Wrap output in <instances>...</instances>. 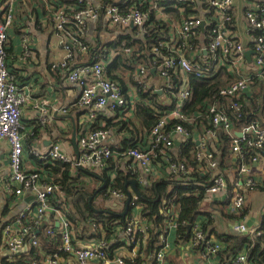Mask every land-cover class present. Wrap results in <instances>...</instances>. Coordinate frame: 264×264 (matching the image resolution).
<instances>
[{
  "label": "built area",
  "instance_id": "obj_1",
  "mask_svg": "<svg viewBox=\"0 0 264 264\" xmlns=\"http://www.w3.org/2000/svg\"><path fill=\"white\" fill-rule=\"evenodd\" d=\"M136 1L126 9L118 4L103 5L100 0H38L45 13V24L49 21L52 23L60 35L65 52L63 59L52 63L51 68L80 89L79 97L73 104L61 106L55 111L66 114L75 106L84 111L75 125L78 128L79 156L70 155L62 148V139L71 124L60 119L59 136L52 139L49 145L41 148L33 141L27 145L29 152L40 161V168L31 169L25 161L27 148L23 133L27 95L25 86L18 82L9 65L11 31L18 19L17 0H0V140L8 143L10 161L5 188L10 196L19 197L29 193L34 196V200L18 216L19 233L13 232L10 223L4 226L2 241L9 251L4 256L13 258L28 245L38 247L40 241L34 229L40 227L50 213L47 234L61 236L59 251L46 254L34 264H66L69 255L76 259L77 264L110 261L107 232L97 225L96 218L89 220L91 231L96 236L95 244L79 245V220L69 213L66 196L54 182L55 177L46 171V165L61 163L65 168L68 164L70 176L81 179L86 178L83 169L100 174L106 170L113 179L116 169L121 168L131 173L137 186L147 185L158 179L185 176L190 172L178 148L188 143L195 145L194 152L201 173L211 174L207 193L219 194L220 201H224L230 196L224 197L223 194L234 192L227 201L228 212L240 216L233 225V233L248 239L264 234L262 223L250 226L243 217L248 194L263 187L255 177V167L264 152V120L257 118L240 123L247 109L253 110V101L258 105L264 104V0H251L245 11L248 43L243 42L237 30L234 0H170L174 4L168 6L160 5L164 0ZM148 2L157 17L168 23L169 37L160 39L154 45L155 58L151 65L134 64L135 83L131 82L125 89L118 78L108 73L107 68L117 55L115 50L104 48L99 58L78 62V56L87 55L91 50L90 46L95 40L93 30L100 20L111 31L118 28L133 34L138 28L140 35H145L148 32L146 25L150 27L149 11L141 6ZM185 5L193 8L192 14L186 13ZM170 6L181 11L180 19L168 18L165 11ZM23 46V59L33 55L29 38H24ZM248 50L253 51L251 59L246 55ZM152 69H155V73ZM220 72L235 77L220 88L219 97L205 100L194 113L188 112L186 106L193 95L188 75L192 73L196 77L209 78ZM141 88L149 90L151 94H159L158 101H142V105L153 110L156 122L150 130L141 133L133 144L126 146L122 143V136L130 134L120 131V128L136 115L141 102ZM35 106L43 114L37 123L46 125L50 122L48 101L43 100ZM133 110L135 112L132 114ZM257 114L260 115V112ZM222 136L228 141L223 142ZM177 141L179 144H176ZM212 146L218 149V158ZM225 148L230 150L233 161L229 160L233 163L228 159L222 163ZM109 160L116 164L112 166ZM130 192L131 210L136 214L138 210L141 211L136 203L138 192L134 189H130ZM125 193L110 188L107 195L111 199L122 200L124 197L127 199ZM172 207L166 214L167 227L173 225L178 229L179 213ZM121 229L126 242L137 245L140 240L137 233L144 232L148 225H139L132 218ZM192 233L190 241L193 245L205 244L204 256L213 257L222 249L221 244L206 238L201 220L194 222ZM163 240L166 241V238ZM251 247L247 243L235 258L225 264L248 263ZM166 250L165 242L156 251L154 264H166ZM125 259L127 257L119 255L114 261L124 264Z\"/></svg>",
  "mask_w": 264,
  "mask_h": 264
},
{
  "label": "trees",
  "instance_id": "obj_2",
  "mask_svg": "<svg viewBox=\"0 0 264 264\" xmlns=\"http://www.w3.org/2000/svg\"><path fill=\"white\" fill-rule=\"evenodd\" d=\"M100 1L103 5L112 3L121 5L123 8L128 9V6L132 5L136 0ZM171 4H174V2L164 0L160 5L168 6ZM141 7L149 11L148 23H150V27L146 25V30L148 32H146L145 35L141 36L138 28L134 30L133 34H130L126 30H123V32L122 30L116 28L114 31H111V35L113 34L112 37H110L111 41L107 42L105 41L103 35V21L100 20L96 24V28L93 30L95 40L90 46L91 50L87 53V55L78 56V62L99 58L101 53H103L104 48L108 51L115 50V52L117 51V55L109 64L107 68L108 73L113 78H118L124 85L125 79L120 75L118 69L120 68V71H123L125 68L129 71L128 79L130 82L135 83L133 79L134 64L145 63L151 65L150 63L153 62L155 58V53L152 50L154 45H157L160 39L169 37L168 23L161 17H157L155 12L152 10L150 3L148 2ZM185 11L187 14H192L193 8L190 5H185ZM165 12L168 14V18L175 20L181 18V11L176 7L170 6ZM47 24L52 23L49 21ZM193 42L198 43L197 40H193ZM61 76L65 79L63 75ZM188 76L190 89L192 90L193 95L191 98L192 100L186 106V110L193 113L200 108L201 104L205 100H214L219 97L218 92L220 88L229 83V81H232L233 77H235L233 74L227 72H220L209 78L196 77V75L192 73ZM178 81H180V78ZM140 96L141 102L139 103L136 111V118L129 122H124L120 128V131L124 130L127 131V134H130V136L122 134V143L126 146L133 144L141 133L150 130L156 122L153 110L150 107L142 105V101H145L146 99L158 101L159 94L154 92L151 94L149 90L145 91L141 88ZM251 106L253 110L248 108L240 123L250 122L251 120L257 118L264 120V104L258 105L255 101H253ZM259 112L260 115L257 114ZM37 133L38 130H36L34 137L31 138L32 140L37 136ZM222 139L223 142L228 141L226 137L222 136ZM194 146L195 145L193 143L185 145L181 144L178 146L181 159L184 160L190 168V172L187 175L170 176L168 178L158 179L151 184H138L137 186L138 198L136 199V203L141 207L140 217L145 219L150 224L148 229L149 236L147 240V247L143 250L146 255L148 253L158 251L165 244L163 239L167 235L166 214L168 213L170 205H175L179 209L178 241L186 242L191 239L193 233L192 230H188V226H192L194 222H196L198 215L200 214V205L204 195H207L206 188L210 185L211 180V174H202L199 170ZM109 162L112 166L116 164L111 160H109ZM46 166V171L50 172L52 177H55L54 182L60 186V192H63L66 196L69 213L74 218L79 220V227L85 224L90 228V218H96L98 221L97 225H101V227L106 230L107 238H109L112 236L114 231H116L117 226H125L132 219L131 205L127 216L123 217L120 215L122 208L125 205L126 197L119 200L118 205L120 208H118V206H111L104 211H101V209L107 206L102 204V202H97L95 200V196L100 195L102 199L111 201V197L107 195L110 188H116L125 193V185L127 181L133 177L128 170L117 168L115 178L112 179L109 176V172L106 170L100 174L90 169H83L82 172H87L85 174H97V176L103 180V183H105V186L102 188H93L87 183L85 180L86 178L81 179L71 177L69 174L68 164L65 165V168L62 167L63 164L61 163H55L53 165L48 164ZM125 195L127 194L125 193ZM91 196L93 197L91 198ZM222 204H227V202L224 201ZM220 210L225 211L226 208L220 206ZM84 221L86 223H84ZM204 223L205 222H202L203 230L206 232ZM47 227L48 225H41L40 227L36 226L34 229V232L36 230V234L40 241V245L38 247L30 246L28 250H24L19 254H16L13 258L3 256L0 260V264H34L35 261L39 262L42 260L46 254L58 252L61 244V236L59 234L54 237L48 235ZM262 228L264 229V223H262ZM143 235L144 233L141 231L137 233V237L139 239ZM223 237L225 238L224 241L228 243L227 248L224 250V257L237 255L240 253L242 248L249 243L252 247L249 252L248 262L251 264H264V234L254 239H248L244 235L235 233L224 234ZM196 246L203 251L205 244L201 242ZM60 254H62V252ZM142 256L143 255H139L133 259L127 258L125 259L124 264H144L145 258ZM226 260L229 261L228 258ZM39 264H42V262Z\"/></svg>",
  "mask_w": 264,
  "mask_h": 264
},
{
  "label": "crops",
  "instance_id": "obj_3",
  "mask_svg": "<svg viewBox=\"0 0 264 264\" xmlns=\"http://www.w3.org/2000/svg\"><path fill=\"white\" fill-rule=\"evenodd\" d=\"M251 0H234L235 17L239 36L244 43H248L249 37L246 34V17L245 11L249 7ZM199 2V0H197ZM17 14L18 19L16 27L11 31V44L9 46L10 56L9 65L12 72L16 75L18 82L25 86V93L27 95V102L24 108L23 114V133L25 135V146L27 151L25 152V161L31 169H38L39 159L36 155L31 154L29 145L32 141L38 146L46 147L50 144L52 139L59 136V122L58 120L63 119L69 121L71 124L70 130H67L65 137L62 139V148L70 155L78 157L80 154V149L78 147V128L77 133V146L72 141V133L75 125L80 119L81 113L84 109L79 106L72 107L66 114L57 113L55 110L61 106H68L73 104L79 97L80 89L77 85L71 84L66 81L59 72L51 68L52 63H57L64 57V49L62 47L60 35L55 31L52 24H45V13L42 5L38 0H17ZM104 31V33H103ZM103 35L106 38L112 37L111 28L104 25L103 23ZM30 39V46L32 48V54L27 58H22L24 52V38ZM252 55V54H251ZM121 76L124 77L125 83L124 88L127 89L131 84L129 78V71L124 68L123 71L118 69ZM131 91V89H130ZM132 92V91H131ZM43 100H47L49 106L47 111L49 113L50 122L46 125H42L38 122L40 116L43 115L39 109L36 108V103H42ZM38 130L37 136L34 134ZM113 140V139H112ZM115 141V140H114ZM179 142V141H178ZM221 146V145H220ZM215 150V147L212 146ZM218 150V149H216ZM215 150V155L218 158L219 154ZM223 158H221L222 163L228 159V162L233 163V157L230 150H223ZM228 157H227V156ZM232 161H230V160ZM228 166L231 164L228 163ZM235 167V166H234ZM10 172V161H9V146L6 140H0V260L9 251L4 247L2 237L4 235V226L7 223L12 225L14 233H19V224L17 222L18 216L21 212H24L28 203L34 200L32 194H23L19 197L10 196L5 188V179ZM87 173V172H85ZM255 177L263 185L260 189L252 191L247 196V201L245 203L243 217L247 221L248 225L255 226L264 223V152L259 164L255 167ZM86 181L89 185L93 184V188H100L103 180L96 175L90 173L86 174ZM231 181V179H229ZM97 182V183H96ZM131 191L133 187L129 186ZM231 190L232 187H231ZM234 192H228L224 197L232 196ZM229 197V198H230ZM228 198V199H229ZM220 195L210 194L204 195L202 203L200 205V214L197 220L205 222L206 238H210L222 245V249L219 253L213 257L204 256V247L199 249L196 245H193L191 241H178V229L173 225L167 227L166 235V246L167 250L165 253L166 264H207L214 262L215 264H222L230 261L231 258H235L236 255H230L224 257V250L227 248V244L224 240L223 235L233 233V225L236 220L240 217L239 215H233L227 210L228 204H222L224 201H220ZM97 202H102L107 207H103L101 211L106 210L111 206L118 205L119 200L110 199L104 200L100 195L95 196ZM126 203V202H125ZM173 206V207H172ZM170 205L169 209L174 208L178 211V207L175 205ZM220 206L226 208L225 211L220 210ZM125 209V205L122 208L120 215ZM100 211V208H99ZM128 213V212H127ZM132 218H135L137 223L142 226L150 224L143 218L140 217V211L136 214L131 213ZM127 216V214H126ZM125 217V216H123ZM46 222V223H45ZM43 222L44 225H48L51 222L50 213ZM84 223H86L84 221ZM122 225L114 231L109 239L108 253L110 261H92L90 264H116L114 259L119 255H123L127 258H135L139 255H143L144 264H154L155 253L151 252L146 255L144 254V248L147 247V240L149 236L148 229L143 233L144 235L140 238L137 245H133L126 242V237ZM188 230H192V226H188ZM78 243L80 246H93L96 242L95 234L90 230L88 225L83 224L77 228ZM78 238V239H79ZM30 245L24 248L28 250ZM245 247V246H244ZM243 249V248H242ZM8 251V252H7ZM143 253H142V252ZM68 256V255H67ZM146 256V257H145ZM66 259V264H77L76 259L69 255ZM251 264V263H246Z\"/></svg>",
  "mask_w": 264,
  "mask_h": 264
},
{
  "label": "water",
  "instance_id": "obj_4",
  "mask_svg": "<svg viewBox=\"0 0 264 264\" xmlns=\"http://www.w3.org/2000/svg\"><path fill=\"white\" fill-rule=\"evenodd\" d=\"M202 28L204 29V22L202 23ZM253 53L252 50H248L246 52V55L249 59H251V54ZM152 72L155 73V69H152ZM72 141L74 142V144L77 146V133H76V127H74L73 129V133H72ZM176 144H179V142L177 141ZM132 186L134 190L137 191V182L135 179H129L125 185V189L127 191V199H126V203H125V209L124 211L122 212V216H126L127 212L129 211V207H130V203H131V192H130V189H129V186ZM105 186V183H103V185L101 186L104 187ZM93 196H91L92 198ZM45 224V223H44ZM42 224V225H44ZM191 226V225H189Z\"/></svg>",
  "mask_w": 264,
  "mask_h": 264
},
{
  "label": "rangeland",
  "instance_id": "obj_5",
  "mask_svg": "<svg viewBox=\"0 0 264 264\" xmlns=\"http://www.w3.org/2000/svg\"><path fill=\"white\" fill-rule=\"evenodd\" d=\"M104 39H105V41H111V38H106V37H104ZM135 111L133 110L131 113L133 114ZM136 116V115H135ZM133 117V120L136 118V117ZM97 183V182H96ZM90 186H93V184H91ZM93 187H95V186H93Z\"/></svg>",
  "mask_w": 264,
  "mask_h": 264
}]
</instances>
